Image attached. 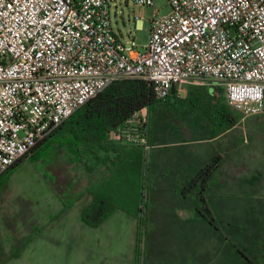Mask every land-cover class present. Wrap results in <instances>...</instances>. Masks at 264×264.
<instances>
[{
  "label": "built area",
  "instance_id": "2783aa9c",
  "mask_svg": "<svg viewBox=\"0 0 264 264\" xmlns=\"http://www.w3.org/2000/svg\"><path fill=\"white\" fill-rule=\"evenodd\" d=\"M166 1L142 52L111 27L117 0H0V175L123 79L149 82L162 101L181 86L223 89L234 111L264 113V0ZM148 110L111 140L149 150Z\"/></svg>",
  "mask_w": 264,
  "mask_h": 264
},
{
  "label": "rangeland",
  "instance_id": "374dc122",
  "mask_svg": "<svg viewBox=\"0 0 264 264\" xmlns=\"http://www.w3.org/2000/svg\"><path fill=\"white\" fill-rule=\"evenodd\" d=\"M153 1L155 8L147 7L143 18L137 19L145 24L134 34L142 52L155 9L159 16L170 12L166 0ZM132 4L131 0H117V8L110 12L114 33L119 35L121 31L126 40L127 34L134 32ZM176 90L167 100L149 108L144 138L153 154L158 152L180 162L195 163L198 159L200 168L214 156L222 158V162L213 163L220 165L218 181L205 193L222 233L214 234L193 215L194 201H181L179 190L186 175L178 176V181L172 177L171 182L153 185L158 178L148 175L145 164L142 177L150 190L148 209L141 214L146 235L140 252L135 249L139 223L123 211L115 212L101 227L89 228L80 217L90 200L88 196L62 214L60 200L67 202L70 196L79 194L105 169L88 173L69 160L66 150L49 147L43 154L25 159L4 180L0 200L4 251L8 253L12 245L42 226L46 228L35 234L21 257L7 264H245L242 253L253 257L251 252L255 250L254 255H263L264 113L245 116L234 111L219 89L188 85ZM192 92L200 98L194 100ZM224 104L239 120L233 129L213 140L210 114ZM123 175L121 172L117 177L123 179Z\"/></svg>",
  "mask_w": 264,
  "mask_h": 264
},
{
  "label": "trees",
  "instance_id": "16d2710c",
  "mask_svg": "<svg viewBox=\"0 0 264 264\" xmlns=\"http://www.w3.org/2000/svg\"><path fill=\"white\" fill-rule=\"evenodd\" d=\"M219 92L224 94L223 89H219ZM175 93L174 90L172 94ZM192 96L194 100L200 98L193 92ZM161 102L163 101L155 98L153 88L147 81L123 79L114 82L73 113L51 136L33 148L29 154L0 175V200L4 190V180L25 159H33L43 154L49 147L64 149L69 160L86 172L93 173L100 167H105L106 172L79 194L70 196L72 200L64 202L61 199L63 210L60 213L62 214L88 196L90 200L81 211V221L87 227L97 229L111 219L115 212L123 211L139 223L136 230L135 249L140 252L146 235L143 232V226L146 223L141 214L145 213L146 208L148 209L147 195L150 190L142 177L145 152L142 146L115 143L110 135L136 113ZM238 120L239 117L235 116L226 104L222 105L218 111L210 114L211 139L221 138L236 126ZM220 161L223 160L219 155L214 156L212 161L201 167L194 177L186 178L179 190L181 201L183 203H188L189 200L194 201L195 205L191 208L193 215L204 221L205 226L216 235L222 232L216 225L214 213L207 202L205 193L211 184L218 181L220 165L214 166V164ZM121 172L124 174L123 179L117 177ZM131 205L132 208H129ZM173 214L178 216L175 210ZM52 219L53 216L50 222ZM262 225L264 227V223ZM43 227L45 226L31 236L25 237L18 244L12 245L8 253L4 251L3 243L0 241V264H7L21 257L35 234L46 229ZM251 253L253 257L242 253L246 259L245 264H264V253L254 255L257 253L255 250Z\"/></svg>",
  "mask_w": 264,
  "mask_h": 264
},
{
  "label": "crops",
  "instance_id": "0c3cea01",
  "mask_svg": "<svg viewBox=\"0 0 264 264\" xmlns=\"http://www.w3.org/2000/svg\"><path fill=\"white\" fill-rule=\"evenodd\" d=\"M130 4L128 3L127 6H129ZM133 6V11H134V16L135 17H142L141 14L145 13V9L146 8H140L135 6L134 4H132ZM114 8H117V6H115ZM140 15H136V14ZM134 17V32H129L127 34V38L128 40L130 38H133L135 40V32L138 31H142L145 28V24L143 22V20H137ZM150 27H151V21L149 23V28L148 30L150 31ZM149 31H148V36H149ZM117 35V34H116ZM118 38L124 42L128 41L126 40V37L123 35V33L121 31H119V35H117ZM210 90L213 89V91L215 90L214 88H209ZM161 147V146H159ZM150 150V149H149ZM145 150V148H143V151L145 152V168H147L148 172H149V176L152 177H157L158 180H156L155 184L153 183V185L156 184H163L164 182H171V178H173V181H178V176L180 175H186L185 177H194L200 170V165L198 164L200 161H198V159H196L195 163L193 161L188 162V160L180 162L178 161L176 158H171V157H163L160 156V154L158 152H155L154 154L152 153V151L150 150ZM194 163V165H192ZM195 167V169H194ZM105 169V167L103 168ZM106 170L103 172V174H105ZM175 172V173H174ZM102 174V175H103ZM100 175V176H102ZM99 176V177H100ZM98 177V178H99ZM97 179V178H96ZM94 182L91 181V183ZM183 183V182H182ZM158 188H162L160 185H157ZM153 188H157L156 186H153Z\"/></svg>",
  "mask_w": 264,
  "mask_h": 264
}]
</instances>
